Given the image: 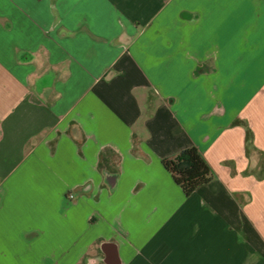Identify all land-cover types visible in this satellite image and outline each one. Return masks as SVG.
Here are the masks:
<instances>
[{
	"label": "crops",
	"instance_id": "crops-1",
	"mask_svg": "<svg viewBox=\"0 0 264 264\" xmlns=\"http://www.w3.org/2000/svg\"><path fill=\"white\" fill-rule=\"evenodd\" d=\"M0 264H264V0H0Z\"/></svg>",
	"mask_w": 264,
	"mask_h": 264
},
{
	"label": "trees",
	"instance_id": "trees-1",
	"mask_svg": "<svg viewBox=\"0 0 264 264\" xmlns=\"http://www.w3.org/2000/svg\"><path fill=\"white\" fill-rule=\"evenodd\" d=\"M161 163L185 195H189L213 176L209 164L195 146L183 148L174 155L164 157ZM103 164L100 159V166Z\"/></svg>",
	"mask_w": 264,
	"mask_h": 264
}]
</instances>
